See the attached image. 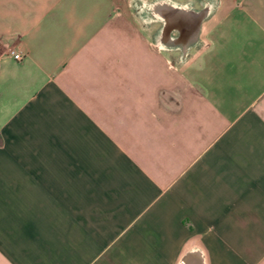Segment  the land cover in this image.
<instances>
[{
  "label": "crops",
  "instance_id": "0c3cea01",
  "mask_svg": "<svg viewBox=\"0 0 264 264\" xmlns=\"http://www.w3.org/2000/svg\"><path fill=\"white\" fill-rule=\"evenodd\" d=\"M0 264H264V0H0Z\"/></svg>",
  "mask_w": 264,
  "mask_h": 264
},
{
  "label": "built area",
  "instance_id": "2783aa9c",
  "mask_svg": "<svg viewBox=\"0 0 264 264\" xmlns=\"http://www.w3.org/2000/svg\"><path fill=\"white\" fill-rule=\"evenodd\" d=\"M9 52L15 59H18V60L22 59L26 54L24 51L17 49L13 46L10 47Z\"/></svg>",
  "mask_w": 264,
  "mask_h": 264
}]
</instances>
